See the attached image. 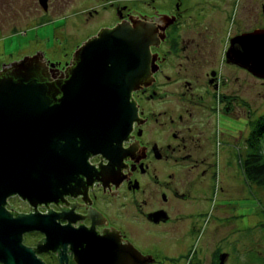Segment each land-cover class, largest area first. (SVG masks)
Returning a JSON list of instances; mask_svg holds the SVG:
<instances>
[{
    "label": "flooded vegetation",
    "instance_id": "1",
    "mask_svg": "<svg viewBox=\"0 0 264 264\" xmlns=\"http://www.w3.org/2000/svg\"><path fill=\"white\" fill-rule=\"evenodd\" d=\"M4 1L27 10L24 20L33 28L62 22L44 40L47 47L0 64V76L16 80L30 73L58 89L81 47L120 24L148 25L156 37L149 69L131 92V129L120 147L117 140L110 145L113 163L76 136L73 150H80L84 164L66 179L67 192L35 205L20 190L5 198L3 207L13 217L52 212L60 228L69 227L72 241L37 252L46 235L34 229L23 233L22 244L46 264H79L73 244L86 245L93 231L118 239L137 264H220L222 258L228 264L231 254L219 246V234L201 222L224 176L222 161L225 176L230 169L231 120L259 109L251 99L253 77L264 82V73L234 58L242 48L240 36L264 32V0H241L236 26L225 36L219 31L230 19L233 0H46L45 6L40 0ZM31 175L16 170L13 179L24 186L30 180L45 184L44 176L36 182ZM196 238L198 247L190 254Z\"/></svg>",
    "mask_w": 264,
    "mask_h": 264
},
{
    "label": "water",
    "instance_id": "2",
    "mask_svg": "<svg viewBox=\"0 0 264 264\" xmlns=\"http://www.w3.org/2000/svg\"><path fill=\"white\" fill-rule=\"evenodd\" d=\"M40 1L45 6L46 0ZM240 41V55L234 59L263 74L264 32L253 31L240 36ZM154 42L156 37L148 25L120 24L103 30L81 47L76 65L58 89L30 73L21 74L19 80L0 76L1 263L46 264L22 244L23 233L30 230L40 229L46 235L45 244L40 243L37 252L55 251L72 241L69 227L60 228L52 212L13 217L3 207L5 198L20 190L29 194L35 205L38 200L54 201L67 192L66 179L84 161L80 150L74 151L76 136L84 146L91 147L94 153L101 152L113 163L116 155L110 145L117 140L120 147L131 129L136 117L131 92L139 87L136 79L149 69L150 46ZM33 62L34 59L28 64ZM16 170L18 175L32 174L36 182L44 176L45 184H31L30 180L28 185H21V180L13 179ZM96 235L91 231L86 245L73 244L79 264H137L129 259L127 248L123 249L118 239Z\"/></svg>",
    "mask_w": 264,
    "mask_h": 264
},
{
    "label": "rangeland",
    "instance_id": "3",
    "mask_svg": "<svg viewBox=\"0 0 264 264\" xmlns=\"http://www.w3.org/2000/svg\"><path fill=\"white\" fill-rule=\"evenodd\" d=\"M233 2L230 19L219 31L224 36L229 35L235 28L239 15L238 6L241 0ZM7 4L6 1L0 0V64L13 62L16 58L29 55L38 48H45L44 40L54 27L62 24L59 22L55 25L33 28L32 22L24 20L28 14L27 10H17L12 4ZM255 8L254 4L252 7L254 14ZM251 99L254 100V108L259 106L257 111L254 110L259 113L253 112L252 117L235 116L231 120V135L235 142L230 158V169L225 176L222 161L221 173L224 172V176L220 182L215 183L209 212L201 222L202 228L207 232L219 234V246L231 254L228 264H264V190L248 182L241 167V159L251 150V147L246 146V138L249 137L252 128L249 121L264 113V82L261 79L253 77ZM198 241L196 238L193 248H190V254L198 247Z\"/></svg>",
    "mask_w": 264,
    "mask_h": 264
},
{
    "label": "trees",
    "instance_id": "4",
    "mask_svg": "<svg viewBox=\"0 0 264 264\" xmlns=\"http://www.w3.org/2000/svg\"><path fill=\"white\" fill-rule=\"evenodd\" d=\"M252 132L248 140L251 150L241 159L245 179L264 190V113L252 119Z\"/></svg>",
    "mask_w": 264,
    "mask_h": 264
}]
</instances>
